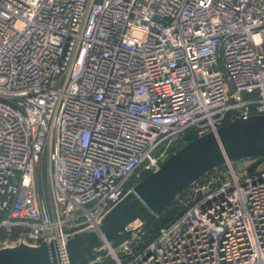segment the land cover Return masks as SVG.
<instances>
[{
    "label": "built area",
    "instance_id": "built-area-1",
    "mask_svg": "<svg viewBox=\"0 0 264 264\" xmlns=\"http://www.w3.org/2000/svg\"><path fill=\"white\" fill-rule=\"evenodd\" d=\"M263 115L264 0H0V249L55 242L69 264L68 236L188 135ZM172 201L92 264H264V157Z\"/></svg>",
    "mask_w": 264,
    "mask_h": 264
},
{
    "label": "water",
    "instance_id": "water-1",
    "mask_svg": "<svg viewBox=\"0 0 264 264\" xmlns=\"http://www.w3.org/2000/svg\"><path fill=\"white\" fill-rule=\"evenodd\" d=\"M264 156V115L238 118L184 145L160 169L139 182L115 205L97 228L69 235L66 253L69 264H92L110 250L127 242L136 231L133 225H150L177 193L185 190L227 159ZM261 161L250 167L253 172ZM0 264H63L55 242L37 247L20 244L0 249Z\"/></svg>",
    "mask_w": 264,
    "mask_h": 264
},
{
    "label": "trees",
    "instance_id": "trees-1",
    "mask_svg": "<svg viewBox=\"0 0 264 264\" xmlns=\"http://www.w3.org/2000/svg\"><path fill=\"white\" fill-rule=\"evenodd\" d=\"M194 139V136L188 135V138L186 141H192ZM264 157V156H259ZM180 207L175 202L172 201L167 209L163 212L161 216H159L151 225L145 228L147 232L150 233H156L160 228L166 227L169 224H171L179 215L180 213ZM110 260H107L106 264H109Z\"/></svg>",
    "mask_w": 264,
    "mask_h": 264
},
{
    "label": "rangeland",
    "instance_id": "rangeland-1",
    "mask_svg": "<svg viewBox=\"0 0 264 264\" xmlns=\"http://www.w3.org/2000/svg\"><path fill=\"white\" fill-rule=\"evenodd\" d=\"M254 157H256V156H254ZM43 171L45 172L46 171V161H45V164H43ZM136 225V224H135ZM134 226V225H133ZM3 235V238H7V236H6V233L4 234H2Z\"/></svg>",
    "mask_w": 264,
    "mask_h": 264
}]
</instances>
